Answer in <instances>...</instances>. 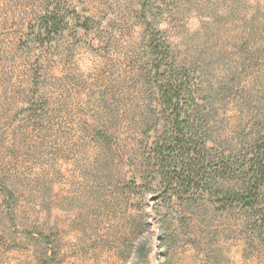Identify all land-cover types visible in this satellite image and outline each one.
<instances>
[{"label": "rangeland", "instance_id": "1", "mask_svg": "<svg viewBox=\"0 0 264 264\" xmlns=\"http://www.w3.org/2000/svg\"><path fill=\"white\" fill-rule=\"evenodd\" d=\"M152 36L191 75L212 165L264 136V0H0V264H264V211L164 180Z\"/></svg>", "mask_w": 264, "mask_h": 264}, {"label": "trees", "instance_id": "2", "mask_svg": "<svg viewBox=\"0 0 264 264\" xmlns=\"http://www.w3.org/2000/svg\"><path fill=\"white\" fill-rule=\"evenodd\" d=\"M42 28L48 33L65 28L61 13L50 12L42 19ZM149 49L153 54L149 75L159 103L169 112L163 140L166 151L156 152L163 164L174 166L164 173V180L174 191L180 187L193 194L194 190L224 209L239 205L263 212L264 136L242 159L225 157L212 165L203 105L197 101L190 73L175 63L169 46L161 38L152 36ZM220 180L235 186L225 188Z\"/></svg>", "mask_w": 264, "mask_h": 264}]
</instances>
